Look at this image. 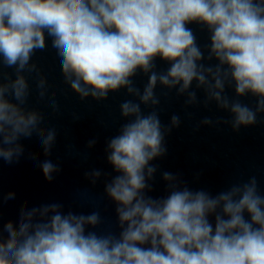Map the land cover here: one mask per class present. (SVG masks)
Returning a JSON list of instances; mask_svg holds the SVG:
<instances>
[{
  "label": "clouds",
  "instance_id": "clouds-1",
  "mask_svg": "<svg viewBox=\"0 0 264 264\" xmlns=\"http://www.w3.org/2000/svg\"><path fill=\"white\" fill-rule=\"evenodd\" d=\"M191 24L208 32L203 50ZM47 38L64 83L81 100L103 101L122 89L136 98L120 104L126 122L104 147L116 173L104 192L115 204L120 231H95L98 211L64 212L59 202L24 205L16 222L2 223L0 215V264H264V195L255 176L212 195L164 171L167 195H148L158 171L152 162L166 156V136L181 122L174 114L162 124L158 86L195 106V84L205 107L214 103L231 117L215 124H230L234 132L254 126L264 113V0H0V69L15 73L14 79L0 73V160L9 165L25 155L22 140L35 135L45 157L57 141L44 114L27 107L25 73L36 74L39 99L48 96V81L32 62ZM157 59L166 70L157 69ZM138 73L147 76L142 90L134 83ZM55 95L49 99L54 112ZM247 96L255 107L241 101ZM141 105L152 110L145 113ZM213 123L209 117L200 122ZM96 143L89 140L87 148ZM27 157L38 161L48 182L61 171L51 159ZM103 174L92 169L84 176L95 185ZM14 198V192L3 197Z\"/></svg>",
  "mask_w": 264,
  "mask_h": 264
},
{
  "label": "water",
  "instance_id": "water-1",
  "mask_svg": "<svg viewBox=\"0 0 264 264\" xmlns=\"http://www.w3.org/2000/svg\"><path fill=\"white\" fill-rule=\"evenodd\" d=\"M189 27L196 34L197 42L203 50L209 43L208 32L196 24ZM47 45L45 50L34 54L32 62L48 81V96L40 100L36 88V74L25 73L31 89L27 107L35 108L44 114V126L56 129L57 141L50 157L44 156L38 138L34 135L31 139L21 141L26 152L18 163L9 165L0 160L2 223L9 220L18 221L20 208L24 205L31 208L59 202L64 205V212L71 210L87 214L98 211L101 223L94 230L99 234L111 232L118 235L120 229L115 204L104 192L105 183L116 173L106 162L104 147L106 140L117 134L120 126L126 122L120 116V104L136 98L127 95L126 90L122 89L117 93H110L103 101L98 102L91 98L81 100L64 83L59 57L51 46V38H47ZM156 63L158 70H166L168 67L159 59ZM0 73L15 78L13 69L3 68ZM134 83L142 90L147 83V76L138 73L134 77ZM193 90L197 91L200 103L185 106V97H178L175 90L169 92L160 86L156 89L160 97L157 110L162 124L168 125L174 114L180 117L181 122L178 128H174L166 136V156L152 162L158 166V171L155 179L150 181L153 190L148 195H167L166 183L161 175L164 171L178 173L190 189H204L212 195L227 190L233 184L247 182L250 177L255 176L260 193L264 195V113L258 115L254 126L234 132L230 124H215L218 118L231 119L229 113L217 109L214 103L205 107L203 91L195 89V84ZM53 92L59 106L56 112L49 105ZM226 94L234 97L231 88L226 89ZM240 99L250 107H255L254 97ZM141 108L145 113L152 110L144 105H141ZM205 117L213 120L212 126L200 124ZM94 138L97 140L95 147L88 149L87 142ZM29 152L36 153L39 160L47 158L59 164L61 171L54 174L52 182L44 179L38 161L28 159ZM92 169H100L104 173L95 185L84 176L85 172ZM9 192H14L15 198L4 200L3 197ZM4 235L6 237L7 233Z\"/></svg>",
  "mask_w": 264,
  "mask_h": 264
}]
</instances>
